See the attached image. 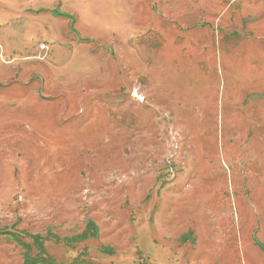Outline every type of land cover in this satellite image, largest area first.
<instances>
[{
    "label": "rangeland",
    "instance_id": "1",
    "mask_svg": "<svg viewBox=\"0 0 264 264\" xmlns=\"http://www.w3.org/2000/svg\"><path fill=\"white\" fill-rule=\"evenodd\" d=\"M0 264H264V0H0Z\"/></svg>",
    "mask_w": 264,
    "mask_h": 264
},
{
    "label": "crops",
    "instance_id": "2",
    "mask_svg": "<svg viewBox=\"0 0 264 264\" xmlns=\"http://www.w3.org/2000/svg\"><path fill=\"white\" fill-rule=\"evenodd\" d=\"M2 77V74L0 75V78Z\"/></svg>",
    "mask_w": 264,
    "mask_h": 264
}]
</instances>
